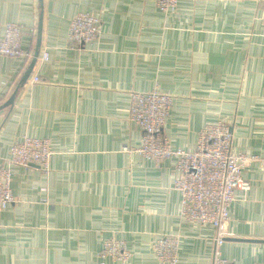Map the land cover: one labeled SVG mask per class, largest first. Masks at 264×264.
<instances>
[{
  "label": "crops",
  "instance_id": "0c3cea01",
  "mask_svg": "<svg viewBox=\"0 0 264 264\" xmlns=\"http://www.w3.org/2000/svg\"><path fill=\"white\" fill-rule=\"evenodd\" d=\"M79 13L100 18L97 43L70 45ZM6 23L22 27L32 57H0V167L26 136L48 139L53 155L47 174L12 169L0 264H159L151 249L164 236L179 241L177 264H213L215 253L264 264V0H178L173 15L156 0H0V39ZM153 90L174 97L163 131L173 149L193 150L221 121L233 153L259 158L220 246L213 228L181 220L175 161L155 166L133 151L142 133L127 117L130 95ZM110 238L128 261L98 257Z\"/></svg>",
  "mask_w": 264,
  "mask_h": 264
},
{
  "label": "built area",
  "instance_id": "2783aa9c",
  "mask_svg": "<svg viewBox=\"0 0 264 264\" xmlns=\"http://www.w3.org/2000/svg\"><path fill=\"white\" fill-rule=\"evenodd\" d=\"M156 7L164 15H173L177 11L178 0H156ZM100 25V18L93 14H77L69 24L70 45L79 47L97 43L101 35ZM22 35L23 29L19 24L6 23L0 39V57L24 61L30 59L31 53L22 48ZM48 58L46 52L41 54V61L46 62ZM38 82L37 77L33 79V83ZM173 101V95L158 90L131 93L127 117L142 133L140 144L133 151L155 166L167 160L175 161L179 177L174 180L172 189L180 198L181 220L213 228L216 231L215 244L220 246L229 237V209L236 199V190L246 193L250 189L243 173L259 158L233 153L230 128L221 121L200 130L193 150L173 149L163 132ZM8 153L6 167H0V214L14 201L12 169L35 165L47 174L53 155L48 139L27 136L11 144ZM151 250L159 264L178 263L179 241L176 238L161 237L153 243ZM98 257L125 263L131 253L123 241L110 238L104 241ZM213 264L233 263L219 258V254L215 253Z\"/></svg>",
  "mask_w": 264,
  "mask_h": 264
},
{
  "label": "water",
  "instance_id": "95a60500",
  "mask_svg": "<svg viewBox=\"0 0 264 264\" xmlns=\"http://www.w3.org/2000/svg\"><path fill=\"white\" fill-rule=\"evenodd\" d=\"M38 48H39V47H37V51L35 52V54H34V56H33L32 63H31V65H30V69L33 67L34 63L36 62V60H37V58H38ZM28 74H29V73H27L26 76L24 77L23 82H25V79L27 78ZM18 89H19V87H18ZM18 89H17V90L13 93V95L11 96V98H10L8 104H12V103L14 102V99H15V96H16V93H17Z\"/></svg>",
  "mask_w": 264,
  "mask_h": 264
}]
</instances>
